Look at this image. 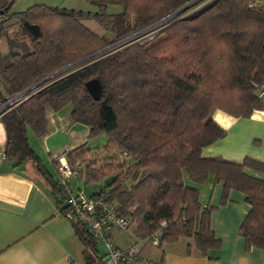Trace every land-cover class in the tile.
Masks as SVG:
<instances>
[{
	"label": "trees",
	"instance_id": "16d2710c",
	"mask_svg": "<svg viewBox=\"0 0 264 264\" xmlns=\"http://www.w3.org/2000/svg\"><path fill=\"white\" fill-rule=\"evenodd\" d=\"M16 0H0V38L5 24L17 28L7 38L9 51L0 54V103L78 59L126 39L191 0H84L94 13L35 4L11 13ZM119 11L108 12V7ZM92 18L104 30L92 32L83 22ZM150 40L131 39L60 73L0 109L6 137L2 162L28 164L52 195L60 214L70 222L82 244L84 264H103L104 255L84 225L66 215V189L54 179L30 146L47 133V112L70 106L74 123L89 129L88 138L108 137L121 161L101 158L87 142L61 155L70 169L93 189V199L114 205L128 219L134 239L160 233L157 246L186 241L198 256L219 249L210 227L212 205H202L198 186L208 178L222 187L219 204L230 190L244 195L249 210L240 226L246 247H264V163L245 158L232 162L203 157L202 150L226 131L212 118L215 110L232 118L264 111V7L254 0H210L185 16H172ZM27 41L29 54L20 53ZM101 85L98 100L85 83ZM59 155V156H61ZM56 163V160H54ZM80 174V173H79ZM58 176V175H57ZM185 179L191 183L186 184ZM163 223V224H162ZM148 244L149 243H144ZM152 246V245H150ZM189 254V253H188Z\"/></svg>",
	"mask_w": 264,
	"mask_h": 264
},
{
	"label": "crops",
	"instance_id": "0c3cea01",
	"mask_svg": "<svg viewBox=\"0 0 264 264\" xmlns=\"http://www.w3.org/2000/svg\"><path fill=\"white\" fill-rule=\"evenodd\" d=\"M6 24L7 27L13 25L14 33L17 28L15 21L10 20ZM8 51L7 38H0V54L6 55ZM62 112L63 109L57 113L47 112V133L42 137L45 152L53 162L59 152L55 153L56 156L51 154L57 150L47 142L55 131L64 133L65 130L66 136H71L70 142L63 144L62 153L84 141L77 136L75 128H78V123L71 120L70 110ZM212 118L226 134L204 148L203 157H220L237 163L250 158L264 163V111H254L248 118H232L216 111ZM88 133L89 129L84 126L83 136H88ZM5 141L0 124V149L5 146ZM203 188L206 190L202 205L216 207L210 213V227L221 247L208 250L207 255L201 257L188 241L163 249L142 244L141 257L160 264H264V247L247 248L239 230L249 210L244 195L230 190L228 200L220 205L221 185L210 180L204 183ZM63 217L48 187L28 164L23 167H13L8 162L0 164V264L83 263L84 248L74 235L68 219ZM107 234L118 248H127L134 241L131 228L112 230Z\"/></svg>",
	"mask_w": 264,
	"mask_h": 264
},
{
	"label": "rangeland",
	"instance_id": "374dc122",
	"mask_svg": "<svg viewBox=\"0 0 264 264\" xmlns=\"http://www.w3.org/2000/svg\"><path fill=\"white\" fill-rule=\"evenodd\" d=\"M208 1H210V0H191L190 2L187 3L188 6L184 10H182L181 12L174 14V15H170L167 18H161L160 20L152 23L151 25L145 27L144 29L140 30L139 32L130 35L126 39H122L119 42H115L113 44L106 46L108 48L101 51L100 53H104V52H107L111 49L117 48V47L121 46L123 43H125L131 39H136L135 41L142 40V39H145L146 41L150 40L157 33V31L159 29H161L160 25L163 24L164 22L168 21L172 16H176L178 14H180L181 16H185V15L189 14L190 12H192V11L198 9L199 7L203 6ZM35 4H44V5L51 6V7L57 6V7H64L67 9L81 10L84 13H86L87 11L94 13L97 10V7L94 4H91V3L86 2L84 0H16L14 2L13 6L11 7L10 12L11 13H20V12L25 11L28 7L35 5ZM119 10H120L119 7H114V6L108 7V12H115V11H119ZM82 22L95 34L102 35L104 33V30L92 18H83ZM12 26L13 25H10L9 27H7V24L5 25V27H7V32L5 33L3 38L11 37L14 34V33H12V30H13ZM24 42L27 43V41H24ZM103 48H105V47H103ZM100 53H98V54H100ZM96 55H94V56H96ZM93 57H90L86 60H89ZM80 63H82V62H80ZM80 63H78V64H80ZM78 64L71 66V67H67L66 69L62 70L58 74L69 71V70H73V67L77 66ZM64 67H62V68H64ZM58 74H56V75H58ZM26 93H28V92H25L24 94H22L18 98L24 99ZM12 98L13 97L8 98L3 103H0V109L3 107H6L8 105L13 104V102H15V99H12ZM260 101L264 102V93L260 94ZM70 109H71L70 106H65L63 108L62 113H66ZM216 111H219V110H215L214 112H216ZM77 127L78 128H75V131L77 132V136H79V138H83L84 139L83 142H87L88 147H90L91 149L99 150V152L101 154V158L110 157V158H113L114 160L121 161L120 160L121 155L117 149H115V148L106 149L108 137L105 134H99V135H96L92 138H88V136H86V137L83 136L84 125L78 124ZM53 130L54 129H52V131ZM60 132H61V130H57L54 132V134L49 136L47 143L50 145L53 144L54 148H56V150H57V151L51 152V154H55L57 152H59V155L62 154L61 150H62L63 144H66V142H70L71 136H66L65 130H63L64 133H60ZM28 139H29L28 141H29L31 147L40 156V158L42 159L45 166L48 168L50 173L53 175L54 179H57L58 176H57V172L55 169V163L50 158V155L47 152H45L44 140L42 138H36L30 132H28ZM57 154H55L54 156H56ZM57 158H58V156L55 157V160H57ZM79 173L76 174L75 178L71 181L70 187L67 188V190H68V192L70 191L73 194H77L78 192H81L86 197H91L92 193H93L92 184H87L84 180V177L82 179L80 178V175H82L81 173H83V169L80 170ZM185 181H186V184L191 183L188 179H185ZM206 181L207 182L210 181V178H208ZM204 183L196 186L198 188V191H199L198 199H199V202L201 204H202L203 197L205 195V190H206V188H203ZM63 219L65 220L66 217L64 216ZM186 241H189V240H186ZM186 241L184 240L183 242H186ZM98 249H99L100 254H102V255L105 254V246H104L102 241H98Z\"/></svg>",
	"mask_w": 264,
	"mask_h": 264
},
{
	"label": "built area",
	"instance_id": "2783aa9c",
	"mask_svg": "<svg viewBox=\"0 0 264 264\" xmlns=\"http://www.w3.org/2000/svg\"><path fill=\"white\" fill-rule=\"evenodd\" d=\"M254 3L264 7V0H254ZM6 16L0 14V23L6 20ZM22 94L14 96L18 98ZM5 146L0 149V164L4 158ZM55 169L58 175L59 184L66 189L65 204L67 205L66 215L74 217L78 222L89 229L92 236L102 241L105 246V255L102 259L103 264H160L156 261L142 258L140 255V245L149 243L157 246L160 233H154L147 238L136 237L133 243L127 248H118L108 236L112 230H126L129 226L128 219L119 216L114 205H110L101 199L86 197L81 192L73 194L68 192L71 181L75 178L76 172L72 171L64 155L58 156ZM163 224V223H162ZM264 238V232H262ZM68 264H84L70 261Z\"/></svg>",
	"mask_w": 264,
	"mask_h": 264
},
{
	"label": "water",
	"instance_id": "95a60500",
	"mask_svg": "<svg viewBox=\"0 0 264 264\" xmlns=\"http://www.w3.org/2000/svg\"><path fill=\"white\" fill-rule=\"evenodd\" d=\"M188 6V4L184 5L183 7L179 8L178 10H176L175 12H173L171 15H174V14H177L179 12H181L182 10H184L186 7ZM170 16V15H169ZM167 18V17H165ZM163 20V19H162ZM119 42V41H118ZM108 47H105V48H102L96 52H93L87 56H84L80 59H78L77 61H74L73 63L65 66L64 68L62 69H59L57 71H55L54 73L48 75L47 77L41 79L40 81L34 83L33 85H31L30 87H28L26 90H24L23 92L19 93V94H24L25 92H29V91H32L34 88H36L37 86H39L40 84L46 82L47 80H49L50 78H52L53 76H55L56 74H58L59 72H61L62 70L66 69L67 67H71V66H74L80 62H83L85 61L86 59L90 58V57H93L94 55L100 53L101 51L107 49ZM20 53L23 55V56H27L29 54V47H28V44L24 41L20 42ZM85 88L88 92V94L92 97V99L94 100H98L99 99V96H100V93H101V85L99 83L98 80L96 79H91L89 81H87L85 83ZM113 180V177H109L107 178L103 184H93L92 185V188L94 190L97 191V193L100 192L101 188L103 185H107L108 183H110L111 181ZM67 207L66 204H64L61 209H65Z\"/></svg>",
	"mask_w": 264,
	"mask_h": 264
}]
</instances>
